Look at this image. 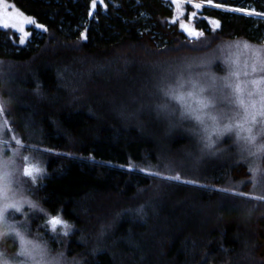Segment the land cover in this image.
Wrapping results in <instances>:
<instances>
[{
	"label": "trees",
	"instance_id": "1",
	"mask_svg": "<svg viewBox=\"0 0 264 264\" xmlns=\"http://www.w3.org/2000/svg\"><path fill=\"white\" fill-rule=\"evenodd\" d=\"M7 1L34 26L24 46L0 28V100L46 167L43 215L75 225L55 244L80 264H264V189L250 196L227 153L195 162L146 107L153 61L255 39L264 21L203 6L205 32L190 41L169 21L172 0H110L93 13V0ZM215 1L264 13V0Z\"/></svg>",
	"mask_w": 264,
	"mask_h": 264
},
{
	"label": "clouds",
	"instance_id": "2",
	"mask_svg": "<svg viewBox=\"0 0 264 264\" xmlns=\"http://www.w3.org/2000/svg\"><path fill=\"white\" fill-rule=\"evenodd\" d=\"M152 69L146 107L163 134L185 138L197 163L227 153L242 162L250 192L264 189V39L223 37L158 58ZM45 172L22 138L0 131V264H80L40 227L47 217L35 191ZM74 228L64 220L56 233Z\"/></svg>",
	"mask_w": 264,
	"mask_h": 264
},
{
	"label": "rangeland",
	"instance_id": "3",
	"mask_svg": "<svg viewBox=\"0 0 264 264\" xmlns=\"http://www.w3.org/2000/svg\"><path fill=\"white\" fill-rule=\"evenodd\" d=\"M107 1H110V0H93L91 4L92 5L91 10H90L91 13L94 12L97 4H99L103 10H105ZM207 1L209 0H172V7L174 9H177L179 13L175 17H172L169 21L171 23L177 22L179 30L184 32L186 38L189 39L190 41H195L198 36H202L205 32V30H202L196 26V20L202 17L201 14L199 13L200 7L208 6L205 4ZM211 1L218 3V4L220 3L221 5H225L221 2H216L215 0H211ZM197 5H199V7H197ZM225 6H228V5H225ZM215 9L237 13V14L241 13L238 11H228V10L219 9V8H215ZM240 9H250V10L257 11L256 9L252 7H249V8L241 7ZM241 14L246 16V14L244 13H241ZM247 17H251L254 19H259V20L264 21V13H261V16H257V17L249 16V15H247ZM32 25L34 26V23L30 16L21 12L11 2H8L7 0H0V28L15 31L18 35L17 43L19 45L24 46L29 40V37L31 35V32L29 31V26H32ZM196 31H200L199 33L200 35L196 34L195 33ZM193 33H195V35H193ZM255 39H264V30H262L261 32H257V34H255ZM0 131H6L8 134L12 135L13 138H16L14 133H12V128L9 124L8 119L6 118L3 106L0 107ZM172 177L176 179L180 178V176L178 175H173ZM226 187L221 188V189L233 191L231 190L233 187L232 185H227ZM257 191H259V195L256 194ZM261 193H263L261 189L253 190L252 193H250L249 195L252 197H256V198H262L260 195ZM54 220H60V224L53 225L52 222ZM64 220L66 219L62 216L61 213H58L56 215H51L47 217L44 223L40 224V227H45V226L50 227L52 229L53 236H57L58 235L56 233L57 227L58 225L63 226ZM64 230L67 231L68 229L64 228ZM72 231L73 230H71V232Z\"/></svg>",
	"mask_w": 264,
	"mask_h": 264
},
{
	"label": "bare ground",
	"instance_id": "4",
	"mask_svg": "<svg viewBox=\"0 0 264 264\" xmlns=\"http://www.w3.org/2000/svg\"><path fill=\"white\" fill-rule=\"evenodd\" d=\"M205 4L208 5V6H210V8L211 7H214V8L224 9V10H228V11H238V12H241V13L246 14V16L249 15V16H256L257 17V16H261V13H262V12L259 13L257 11L250 10V9H240L241 7L238 8V7H235V6H225V5H221L220 3L218 4V3H215V2H213L211 0L207 1Z\"/></svg>",
	"mask_w": 264,
	"mask_h": 264
},
{
	"label": "snow or ice",
	"instance_id": "5",
	"mask_svg": "<svg viewBox=\"0 0 264 264\" xmlns=\"http://www.w3.org/2000/svg\"><path fill=\"white\" fill-rule=\"evenodd\" d=\"M197 7H199V5H197ZM5 26H7V25H5ZM193 35H195V33H193ZM52 223H53V225L60 224V220H54Z\"/></svg>",
	"mask_w": 264,
	"mask_h": 264
},
{
	"label": "water",
	"instance_id": "6",
	"mask_svg": "<svg viewBox=\"0 0 264 264\" xmlns=\"http://www.w3.org/2000/svg\"><path fill=\"white\" fill-rule=\"evenodd\" d=\"M195 33H196V34H198L199 32H198V31H196Z\"/></svg>",
	"mask_w": 264,
	"mask_h": 264
}]
</instances>
